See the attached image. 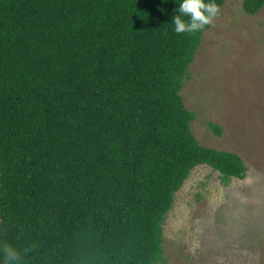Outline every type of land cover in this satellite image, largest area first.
Masks as SVG:
<instances>
[{
  "label": "trees",
  "instance_id": "16d2710c",
  "mask_svg": "<svg viewBox=\"0 0 264 264\" xmlns=\"http://www.w3.org/2000/svg\"><path fill=\"white\" fill-rule=\"evenodd\" d=\"M179 2L0 0V260L158 264L192 169L246 176L192 131L180 91L207 25L176 33Z\"/></svg>",
  "mask_w": 264,
  "mask_h": 264
},
{
  "label": "rangeland",
  "instance_id": "374dc122",
  "mask_svg": "<svg viewBox=\"0 0 264 264\" xmlns=\"http://www.w3.org/2000/svg\"><path fill=\"white\" fill-rule=\"evenodd\" d=\"M243 3L225 0L203 28L180 94L199 142L238 153L247 174L226 184L208 164L192 169L165 216L158 264H264V5Z\"/></svg>",
  "mask_w": 264,
  "mask_h": 264
},
{
  "label": "clouds",
  "instance_id": "9594fccd",
  "mask_svg": "<svg viewBox=\"0 0 264 264\" xmlns=\"http://www.w3.org/2000/svg\"><path fill=\"white\" fill-rule=\"evenodd\" d=\"M217 12L215 0H180L171 23L176 33H194L210 24ZM2 251L5 259L0 260V264H21L19 251L12 248H4Z\"/></svg>",
  "mask_w": 264,
  "mask_h": 264
}]
</instances>
